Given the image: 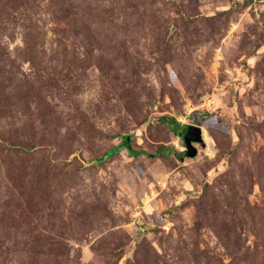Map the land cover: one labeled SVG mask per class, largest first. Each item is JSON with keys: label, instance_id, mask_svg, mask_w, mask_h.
<instances>
[{"label": "rangeland", "instance_id": "rangeland-1", "mask_svg": "<svg viewBox=\"0 0 264 264\" xmlns=\"http://www.w3.org/2000/svg\"><path fill=\"white\" fill-rule=\"evenodd\" d=\"M0 264H264V0H0Z\"/></svg>", "mask_w": 264, "mask_h": 264}, {"label": "trees", "instance_id": "trees-1", "mask_svg": "<svg viewBox=\"0 0 264 264\" xmlns=\"http://www.w3.org/2000/svg\"><path fill=\"white\" fill-rule=\"evenodd\" d=\"M161 122H164L166 123L170 129L174 132H178V127H181L180 124L177 122V120L174 118V117H163V118H160L159 119ZM190 127V126H189ZM188 126H185V127H182L183 130L185 131L186 129L189 128ZM183 131V132H184ZM179 133L180 136H182V133ZM120 149H126L127 151H129L133 157L135 156H138L140 154H142L143 152H137L132 146H131V141H130V138L129 136L124 138V140L121 141V143L116 147L114 148L110 154H114L116 152H118Z\"/></svg>", "mask_w": 264, "mask_h": 264}, {"label": "water", "instance_id": "water-1", "mask_svg": "<svg viewBox=\"0 0 264 264\" xmlns=\"http://www.w3.org/2000/svg\"><path fill=\"white\" fill-rule=\"evenodd\" d=\"M203 133L201 127L191 126L184 133V142L188 148L186 155L190 158H193L197 155V149L193 146L194 142H202Z\"/></svg>", "mask_w": 264, "mask_h": 264}, {"label": "clouds", "instance_id": "clouds-1", "mask_svg": "<svg viewBox=\"0 0 264 264\" xmlns=\"http://www.w3.org/2000/svg\"><path fill=\"white\" fill-rule=\"evenodd\" d=\"M191 127V126H190ZM187 131V129L182 133V136H184V133ZM185 143V142H184ZM186 145V144H185Z\"/></svg>", "mask_w": 264, "mask_h": 264}]
</instances>
